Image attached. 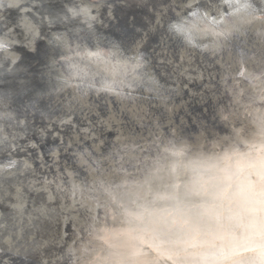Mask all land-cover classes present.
<instances>
[{
	"label": "bare ground",
	"instance_id": "6f19581e",
	"mask_svg": "<svg viewBox=\"0 0 264 264\" xmlns=\"http://www.w3.org/2000/svg\"><path fill=\"white\" fill-rule=\"evenodd\" d=\"M18 1L0 0V23L6 28L0 31L5 45L0 89L10 84L0 94V264L90 259L98 244L91 229L118 226L106 215L98 177L118 167L122 157L153 156L160 140L199 144L207 155L233 146L242 150L240 141L258 134L255 117L264 110V79L238 73L243 63L246 72L261 75L264 21L244 23L241 13L238 30L227 38L187 31L193 13L224 30L222 17H231L246 0H150L149 7H143L147 0H134L136 6L132 0H73L62 10L55 6L59 0H43L37 11L29 8L33 1L23 0V6ZM247 3L248 12H264V0ZM47 5L55 14L60 11L59 18L51 19ZM4 8L15 10L17 18L7 19ZM142 9L148 11L140 14ZM132 19L143 20L145 29L138 26L129 45H116L113 36L128 33L123 23ZM36 20L47 28L40 29ZM180 24L185 33L173 28ZM91 52L113 63L141 58L139 71L155 90L125 82L123 98L99 91L109 77L103 65L84 59ZM73 65L86 68L89 76H73ZM26 75L36 76L42 88L59 89L32 100L44 101L42 112L24 102L15 113L18 102L2 101L28 83ZM57 82L76 93L62 92ZM114 146L121 147L116 155Z\"/></svg>",
	"mask_w": 264,
	"mask_h": 264
},
{
	"label": "snow or ice",
	"instance_id": "6c2138e0",
	"mask_svg": "<svg viewBox=\"0 0 264 264\" xmlns=\"http://www.w3.org/2000/svg\"><path fill=\"white\" fill-rule=\"evenodd\" d=\"M251 7L246 0L231 17H222V31L193 13L187 31L227 38L238 30L241 13L247 17L244 23L264 21V12H248ZM173 28L186 31L184 24ZM84 59L108 73L99 91L119 96L125 82L155 90L139 71V57L113 63L105 54L91 52ZM259 59V77L246 72L243 63L238 74L264 79V48ZM72 75L83 80L89 72L73 65ZM255 123L258 134L240 141L242 150L233 146L207 155L199 144L160 140L153 156L128 155L119 167L104 171L97 188L106 198V215L118 226L91 229L98 244L83 264H264V110Z\"/></svg>",
	"mask_w": 264,
	"mask_h": 264
},
{
	"label": "water",
	"instance_id": "95a60500",
	"mask_svg": "<svg viewBox=\"0 0 264 264\" xmlns=\"http://www.w3.org/2000/svg\"><path fill=\"white\" fill-rule=\"evenodd\" d=\"M30 1H33V4H31V5H29V8L31 9V10H38L40 7H41V5H42V3H43V0H30ZM124 1H126V0H124ZM133 1V3H134V6H136L137 5V1H135L134 2V0H132ZM67 3V4H69V3H72L73 2V0H59L57 3H56V5L55 6H57V7H59V9L60 10H62V8H63V6H64V3ZM18 3L20 4L21 3V6H23V0H20V1H18ZM144 4V6L143 7H149V5H151L152 3H151V1L150 0H147L146 1V3H143ZM63 5V6H62ZM47 9H52L53 8V4H52V8H50V7H48V5H47V7H46ZM58 9V10H59ZM30 10V11H31ZM1 11H2V13L3 14H5V16L7 17V19H9V20H15L17 17H16V15H18V14H16L17 12L15 11V10H12V9H1ZM30 11H28V12H30ZM52 11V17H51V19L52 18H54L55 16H57V15H59L60 14V11L58 12V13H54V11H53V9L51 10ZM138 12H141L140 14H143V13H145V12H147L148 10H146V9H142V10H137ZM27 12V13H28ZM42 12H44V11H39V13L41 14ZM139 14V15H140ZM133 15H136V13H134ZM31 18H35L36 16H34V13H32L31 15ZM58 18H59V16H57ZM37 22H39L38 20H36ZM144 21L143 20H141V19H138V22L135 20V19H132V22L131 21H126V22H124L123 23V25H124V28L123 29H129L130 31L128 32V33H126V34H124L123 33V31L121 32V33H118V34H115L114 36H113V41L115 42V44L116 45H119V44H123V45H129L130 44V42H129V40H130V37L138 30L137 28H138V26L140 27L139 29H145L144 28V26H145V24L143 23ZM14 23V22H13ZM141 24V25H140ZM39 26H40V29H43V28H47V26H46V24L45 23H40L39 22ZM38 26V27H39ZM165 27H166V25H164L163 26V29L162 30H164L165 29ZM69 28V27H68ZM70 29V28H69ZM6 30V28H4L3 26H2V24L0 23V31L1 32H4ZM71 30V29H70ZM161 30V31H162ZM161 31H159V32H161ZM68 33H71V32H69L68 31ZM162 33H165L164 31H162ZM200 34H202V33H200ZM203 34H206L207 36H208V32H204ZM198 35V34H197ZM126 36H128V39L126 40V41H124L123 39L126 37ZM155 39V38H154ZM96 40H101L100 39V37L98 36L97 38H96ZM52 42V41H51ZM49 44H52V43H49ZM129 60H132V59H134V58H136V56H132V57H127ZM60 72H61V70H60ZM59 72V73H60ZM18 75H21V74H13V77L15 76V78L17 79L18 77H20V76H18ZM27 76V78H28V83L26 84V85H24V86H22L21 88H16V89H14L12 92H10L9 94H8V97H6V99L5 100H2V101H7V102H9V101H11V102H18V103H16V104H13V107H15L16 108V111H15V113H18L19 112V110L21 109V106H20V104L21 103H24V102H28L29 104H33V105H35L36 104V106H37V108H38V111H40V112H42L43 111V109H44V101L43 102H35V104L32 102V100L33 99H36V98H42L41 96H40V94L41 93H43V92H45L47 95H51L52 93H54L55 91H57V90H59V89H53L52 87H47V88H42V85H40V84H42V83H39L40 82V80H36V76H28V75H26ZM37 84V85H36ZM7 85L8 84H6V86H4V89L7 87ZM10 85V84H9ZM8 85V86H9ZM57 86H59V88L61 89V91L63 92V91H74L75 93H76V89H70L69 87V84L68 85H66L65 83H63V82H57V84H56ZM122 87V86H121ZM121 87H120V89H119V91L121 90ZM4 89H0V94H2V92L4 91ZM22 89V90H21ZM17 91H19V92H21V91H25L24 92V94L22 95V96H19L18 95V92ZM73 93V92H72ZM32 96H34L33 98H31ZM114 96H116V97H119V98H121L122 97V94L121 95H115L114 94ZM123 98V97H122ZM6 102V103H7ZM12 107V108H13ZM12 108H11V111L10 112H12ZM108 146V145H107ZM106 146V147H107ZM46 147H42L40 150L41 151H44V150H46L45 149ZM120 146H114L113 147V149H114V151H115V155L120 151ZM115 155H112L111 154V150L109 151V157H110V159H114L116 156ZM144 156H149V155H147V154H145V155H141L140 157H144ZM121 163V162H120ZM127 167H128V165L127 164H125ZM120 166V165H119ZM118 166V167H119Z\"/></svg>",
	"mask_w": 264,
	"mask_h": 264
}]
</instances>
